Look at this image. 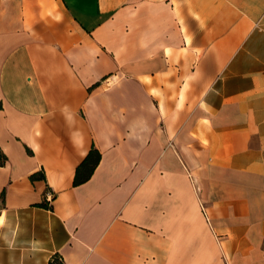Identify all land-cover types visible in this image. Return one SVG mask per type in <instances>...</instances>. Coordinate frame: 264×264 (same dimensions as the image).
Returning <instances> with one entry per match:
<instances>
[{"label": "crops", "instance_id": "1", "mask_svg": "<svg viewBox=\"0 0 264 264\" xmlns=\"http://www.w3.org/2000/svg\"><path fill=\"white\" fill-rule=\"evenodd\" d=\"M0 151V264H264V0H0Z\"/></svg>", "mask_w": 264, "mask_h": 264}, {"label": "trees", "instance_id": "2", "mask_svg": "<svg viewBox=\"0 0 264 264\" xmlns=\"http://www.w3.org/2000/svg\"><path fill=\"white\" fill-rule=\"evenodd\" d=\"M99 161L100 153L92 147L83 159V161L76 168L73 184L76 186L86 182L91 177ZM5 162L6 157L0 151V166L4 165ZM44 206L48 207L46 204H44ZM47 264H64V262L60 255L55 254L50 258Z\"/></svg>", "mask_w": 264, "mask_h": 264}]
</instances>
